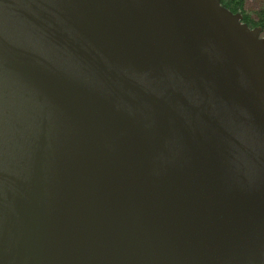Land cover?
<instances>
[{"label":"water","instance_id":"obj_1","mask_svg":"<svg viewBox=\"0 0 264 264\" xmlns=\"http://www.w3.org/2000/svg\"><path fill=\"white\" fill-rule=\"evenodd\" d=\"M221 0H0V264H264V37Z\"/></svg>","mask_w":264,"mask_h":264},{"label":"trees","instance_id":"obj_2","mask_svg":"<svg viewBox=\"0 0 264 264\" xmlns=\"http://www.w3.org/2000/svg\"><path fill=\"white\" fill-rule=\"evenodd\" d=\"M221 5L232 13H240L243 22L250 28L260 27L264 30V8L254 13V19L247 13V0H221Z\"/></svg>","mask_w":264,"mask_h":264},{"label":"rangeland","instance_id":"obj_3","mask_svg":"<svg viewBox=\"0 0 264 264\" xmlns=\"http://www.w3.org/2000/svg\"><path fill=\"white\" fill-rule=\"evenodd\" d=\"M247 13L255 19V12L264 8V0H247ZM262 37H264V30H262Z\"/></svg>","mask_w":264,"mask_h":264}]
</instances>
